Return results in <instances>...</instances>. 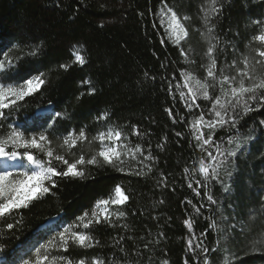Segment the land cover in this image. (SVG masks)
Instances as JSON below:
<instances>
[{"label": "trees", "instance_id": "1", "mask_svg": "<svg viewBox=\"0 0 264 264\" xmlns=\"http://www.w3.org/2000/svg\"><path fill=\"white\" fill-rule=\"evenodd\" d=\"M218 3L223 5L221 11L205 26L201 6L207 7V0H0V60L6 54L14 65L0 71V83L16 86L41 73L45 81L38 91L4 109L0 135L9 131L8 125L26 137H38L47 129L54 154L63 155L69 163L81 155L85 161L96 155L102 145L93 138L107 133L109 127L121 131L120 143L144 149L135 160L122 156L124 172L100 157L96 165H78L83 178L54 177L56 187L49 194L0 220V264L34 261L35 249L79 223L78 217L87 212L92 218L93 211L100 214L96 204L114 198L117 185L128 200L122 205L109 203L108 210L125 215H112L111 224L101 215L99 223L83 229L98 241L92 247L81 248L70 241L66 251L51 250L50 257L63 256L72 264L81 259L85 264L94 259L103 264H204L205 258L210 264H225V260L227 264H264V106L243 118L241 109L229 111L239 123L231 130L217 129L213 140L229 151L237 144L242 147L235 157H228L218 179L205 181L193 170L207 152L197 147L190 125L201 112L206 120L214 118L209 112L211 102L199 98V108L189 111L179 97L180 90L186 91L179 87L182 71L201 81L206 77L208 42L201 33L211 25L217 37L212 43L217 45L218 76L221 69L225 75H235L230 67L233 60L243 68V57L252 65L253 58H258L255 49L261 44L252 38L264 27V0ZM164 4L188 31L180 45L168 39L166 25L160 23L158 12ZM185 16L189 19L184 20ZM76 49L84 56L83 65L74 62ZM209 92L213 97L218 94L211 88ZM252 106L256 108L255 102ZM167 109H172V116ZM81 129L86 141L70 151L60 147L65 136L78 135ZM203 131L207 138L209 130ZM229 136L236 138L234 143H227ZM107 145L105 140L103 146ZM205 147L215 155L214 148ZM17 151L21 152L17 171L35 170L28 167L24 149ZM32 152L47 161L38 150ZM149 152L155 159H145ZM52 166L58 171L66 168L55 160ZM3 167L0 163V170ZM129 169L146 174L135 175ZM185 220L192 223L191 229Z\"/></svg>", "mask_w": 264, "mask_h": 264}, {"label": "snow or ice", "instance_id": "2", "mask_svg": "<svg viewBox=\"0 0 264 264\" xmlns=\"http://www.w3.org/2000/svg\"><path fill=\"white\" fill-rule=\"evenodd\" d=\"M223 5L218 3V0H207V7L201 6V11L203 12V22L205 26L210 24V19L215 17L221 11ZM158 15L161 17L160 23L166 25L165 31L168 39L176 44L180 45L182 41H185L188 37V31L184 24L181 22V18L177 16V13L167 4H164ZM184 20H188L189 17L185 16ZM255 24H259V21H253ZM215 25L207 27L206 33H201L204 39L208 42V47L204 55L207 57V65H203L206 71V77L203 81L195 77L193 73L189 71H182L180 75L183 77V84L179 87L180 99L184 100L185 106L191 111L194 107L199 108L196 101L202 98L204 101L211 102V108L209 109L210 114L213 115V119L206 120L204 113L201 112L198 117L192 121L190 127L192 128L193 136L197 141V147L202 151L207 152L206 159L202 158L199 161L198 169L193 171H198L203 175L205 181L210 178L218 179L220 168L227 162L228 157H235L237 152L240 151L241 145L237 144L236 149L227 150L222 147L220 141H214L213 136L217 129L228 128L229 130L236 127L239 123L235 115L229 116V111L235 112L237 108L241 109V118L246 116L248 113L258 110L261 106H264V74L259 76L254 75L252 68V61L245 56L242 59L243 68L237 67V62L232 61L231 68L235 69V75L229 76L224 74V70H220L219 76L217 75V60L214 55L217 45L212 43L214 39H217L213 35ZM254 41H259L261 44L260 48L255 49L258 54V58L254 57L253 60L257 65H264V27L260 29L258 35L252 38ZM181 53L187 59V53H184L183 48H181ZM33 55L35 53H32ZM75 60L83 65L85 63L84 56L80 54L79 49L74 50ZM14 66L13 61L7 59L5 54V59L0 60V71H3L6 67ZM163 66V65H162ZM62 68L67 69L68 65H61ZM44 74L41 73L38 76H33L30 79L24 80L23 83L14 86L13 84L0 83V121L6 120L4 109H8L17 104V101L24 100L25 97L35 93L39 90L40 86L44 84V80L41 77ZM247 81V83H246ZM217 91L218 94L213 97L210 95L209 89ZM94 91V90H93ZM255 102L256 108H253L252 103ZM169 116H172V109H167ZM57 116H61V113H56ZM107 114H105L106 117ZM226 117H228L226 119ZM183 120V117L180 118ZM173 122H175V117H173ZM264 124V121H261ZM4 127L0 124V128ZM209 130V135L207 138L204 137V128ZM9 131L5 135H0V160L8 161L15 160L21 157V152L17 151L19 148H23V157L28 161V167L35 166V170L31 171H17L13 172L9 170L6 166L0 170V220L6 221V218L14 213L15 210L21 208H28L29 205L35 201L43 198L45 195L49 194L52 188L56 187V182L54 177H84V171L82 168H78V165H96L99 163L97 157L103 159L104 163L116 167L117 171L124 172L125 168L120 166L125 163L122 156H131L132 159H137V154H143L144 149L140 145H136L134 148H128V145L120 143L122 133L120 130H115L111 127L108 128L107 133L100 132L93 139L99 140L101 142V149L93 155L90 159L85 161L83 155L79 157L73 163H69L63 155L54 154V149L51 147L52 141L49 140L45 130V133L36 135H31L26 137L23 131L17 130L16 127L8 125ZM48 128H52V125H48ZM137 135L139 133L137 132ZM180 135V133H177ZM235 137L229 136L227 139L228 144H232L235 141ZM251 139V137L249 138ZM87 140V135L83 129H81L77 134L69 133L63 138L61 148L67 146L70 151L75 147L78 142H84ZM109 142L108 146H103L104 141ZM11 146L12 150L9 151L8 147ZM209 148L215 149V155ZM158 147H163V145H158ZM38 150L40 153L44 154L48 159L47 161L37 159L32 150ZM125 149L126 151H121ZM155 159L151 156L149 152L148 157L145 159ZM55 160L60 164L66 166L65 169L58 171L57 167L52 166V161ZM207 161V162H206ZM140 160L139 163H143ZM47 165V166H46ZM23 167V165H21ZM149 170L151 166L149 165ZM129 171L134 172L135 175H145L144 172H137L134 169H129ZM184 172L189 173V169L185 168ZM20 177V178H14ZM199 183V181L197 182ZM191 187V184H189ZM199 194V192H197ZM207 199L215 203L213 197L208 195ZM128 200V196L124 193V190L117 185L115 188V197L109 200H101L96 204V208L99 209L103 207L102 215L105 222L111 224V216L116 215L117 217H123L124 212L110 213L107 205L109 203L113 205H122ZM190 203V201H189ZM199 208L196 212L199 213ZM89 214L86 212L82 216L78 217L79 223L69 225L65 227L63 231L57 233L56 236L51 237L45 244H41L40 247L35 249V260H23L22 264H72L71 260L66 257L51 256V250H67L69 242L71 241L73 245L81 248H90L94 243L92 236L83 229L89 228L93 223H99L101 214L96 211L92 212V218H88ZM87 218V222H85ZM184 223L189 229L192 228V223L189 220H185ZM211 226H215V221L212 222ZM7 227L9 229L13 228V224L8 223ZM73 228L80 229L78 231H73ZM161 235H163L161 233ZM203 236L204 233H201ZM59 240V243H57ZM188 247L191 250L193 241L188 240ZM147 247V245L145 246ZM199 247V245H197ZM44 253L41 254V250ZM207 252L208 249H203ZM77 264H85V260L81 259L77 261ZM92 264H103L102 261L93 260ZM163 264H168V261H164ZM187 264V261H185ZM204 264H210L209 260L205 258ZM227 264V260H225Z\"/></svg>", "mask_w": 264, "mask_h": 264}, {"label": "rangeland", "instance_id": "3", "mask_svg": "<svg viewBox=\"0 0 264 264\" xmlns=\"http://www.w3.org/2000/svg\"><path fill=\"white\" fill-rule=\"evenodd\" d=\"M252 71H253V74L254 75H261V74H264V65H257L253 62V68H252ZM108 146V145H107ZM0 163L3 164L4 167H8L9 170L15 172L17 171V169L19 168L20 166V159L19 157L15 160H8L7 162L4 161V160H0ZM3 167V168H4ZM35 168V166H33ZM103 207L104 206H101V208H99V211H100V214L102 215V210H103ZM107 207H109V205H107ZM103 216V215H102ZM54 221H51L50 223H53Z\"/></svg>", "mask_w": 264, "mask_h": 264}]
</instances>
